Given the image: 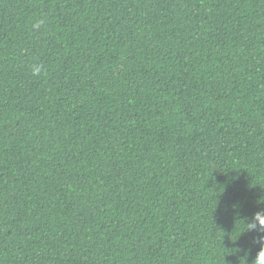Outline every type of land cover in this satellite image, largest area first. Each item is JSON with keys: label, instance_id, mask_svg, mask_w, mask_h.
<instances>
[{"label": "trees", "instance_id": "1", "mask_svg": "<svg viewBox=\"0 0 264 264\" xmlns=\"http://www.w3.org/2000/svg\"><path fill=\"white\" fill-rule=\"evenodd\" d=\"M260 209L264 0H0V264H251Z\"/></svg>", "mask_w": 264, "mask_h": 264}, {"label": "clouds", "instance_id": "2", "mask_svg": "<svg viewBox=\"0 0 264 264\" xmlns=\"http://www.w3.org/2000/svg\"><path fill=\"white\" fill-rule=\"evenodd\" d=\"M42 70L43 66L40 64H34L31 66V71L34 76H38L39 74H41ZM257 203L260 204L259 201ZM236 207V205H233V209H235ZM241 220L244 221L245 224V227L241 234L256 233V236L253 239V244L259 246V250L257 251L255 258L252 260L251 264H264V209L256 211L251 218L245 217ZM238 250L239 252L243 253V256L239 260V264L240 261H243V264H248L250 250Z\"/></svg>", "mask_w": 264, "mask_h": 264}]
</instances>
